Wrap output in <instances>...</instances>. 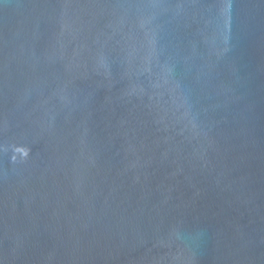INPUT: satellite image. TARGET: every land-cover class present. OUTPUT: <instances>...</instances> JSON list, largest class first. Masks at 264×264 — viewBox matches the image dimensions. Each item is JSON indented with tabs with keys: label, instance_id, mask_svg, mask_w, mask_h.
Returning <instances> with one entry per match:
<instances>
[{
	"label": "water",
	"instance_id": "95a60500",
	"mask_svg": "<svg viewBox=\"0 0 264 264\" xmlns=\"http://www.w3.org/2000/svg\"><path fill=\"white\" fill-rule=\"evenodd\" d=\"M0 264H264V0H0Z\"/></svg>",
	"mask_w": 264,
	"mask_h": 264
}]
</instances>
